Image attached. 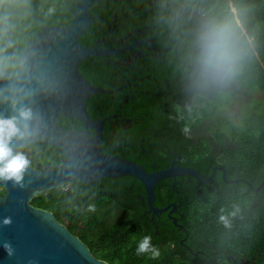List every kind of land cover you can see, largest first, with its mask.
I'll return each mask as SVG.
<instances>
[{"label": "trees", "instance_id": "1", "mask_svg": "<svg viewBox=\"0 0 264 264\" xmlns=\"http://www.w3.org/2000/svg\"><path fill=\"white\" fill-rule=\"evenodd\" d=\"M34 1L26 0L20 6L18 14L12 20L15 29H41L32 15ZM235 5L246 22L248 34L254 37V48L246 58L238 78L222 89L195 88V104H180L172 94L162 96L154 92L156 100L153 96L141 92L136 108L138 114L144 116L142 121L130 129L120 130L121 128L114 129L111 124L115 118L107 120L101 143L104 151L137 160L149 170H153L150 162L139 156L142 145L156 152L164 151L163 140L174 147L173 141L180 137L181 149L185 154L192 156L195 166L209 168L210 173L213 165L221 164L227 169L226 178L243 177L251 182L250 184L241 179L227 183L226 178L221 176V171L210 181L195 180L186 192L184 203L195 204V207L190 209L189 220L193 221L195 244L198 242L200 245L196 248L194 260L189 259L187 263L178 264H233V260H228V255L242 256L253 259L256 264H264V0H235ZM172 7V0H99L93 4L92 12L101 14L106 20H109L114 12L123 17L128 15L127 28L143 26L146 23L153 25L154 22L161 21L160 27L151 26L155 30L153 35L160 45H167L171 39H176L175 42L185 53L180 60L183 65L174 59L167 62L152 59V63L141 68L138 67V61L131 70L133 74L141 77L151 73L150 71L155 72L169 88L171 85L174 87L173 82L177 79L176 91L180 92L179 77H183L184 81L189 77L185 65L188 63L189 33L196 17L174 20L171 15ZM36 14L49 24H67L72 20V14L65 6L64 0H44L43 3H38ZM100 25L99 20L94 21L79 40L91 44ZM21 35V45H25L33 37V34L28 32ZM16 50L22 52L21 49ZM148 59L150 58H142L141 62H149ZM80 69L89 80L95 84L101 83L105 88L114 87L112 78L131 73L120 64L107 63L100 55L88 57L80 65ZM242 87L260 90L262 98L248 109L243 126L237 127L232 121L226 120L231 125L232 142H228L230 138L221 126L213 129L210 135H197L195 131L194 142L189 131L185 129L190 130V125L195 122L196 130L204 120L212 118L220 106L230 102L231 96L236 92L234 88ZM124 91L120 89L114 93L103 92L90 96L88 110L91 116L102 118L122 110L121 105L124 110H129V104L125 102L127 93L122 94ZM223 96L226 97L221 99ZM59 121L71 130H80L85 126L78 118L61 116ZM142 136H145L146 141H141ZM17 150L23 151L38 167H58L66 161V154L62 149L46 142H33ZM133 178L135 177L131 175L105 177L90 184L74 178L60 188L36 195L32 202L53 211L73 233L87 242L99 258L115 262L119 257L120 264H177L172 257H165L164 254L170 255L168 248L158 247L161 244V236L155 234L154 225L130 215L112 223L103 217L104 213L99 207H95V212L89 211L92 203L119 194L123 186ZM165 185L164 189L159 184L156 186L160 200L156 201L158 204L164 202V197L175 196H171L174 192L172 187L166 183ZM0 187L1 196L4 189L2 184ZM137 203L135 214L141 212L140 201L137 200ZM221 216L227 218V226L221 221ZM128 222H131L132 226L126 230L125 225ZM160 231L165 235L167 228L163 226ZM144 236H151L152 244L157 240L158 246L154 247H158L159 257L152 258L151 253L140 256L136 254L137 244ZM171 240L177 242L174 236ZM199 248H203L204 252Z\"/></svg>", "mask_w": 264, "mask_h": 264}, {"label": "water", "instance_id": "2", "mask_svg": "<svg viewBox=\"0 0 264 264\" xmlns=\"http://www.w3.org/2000/svg\"><path fill=\"white\" fill-rule=\"evenodd\" d=\"M94 2L76 0L72 21L67 24H45L34 15L41 29L33 33L22 52L39 55L50 69L54 90L38 96L30 105L41 118L38 133L23 142L14 140L11 146L16 151L33 142L50 143L65 152L66 161L58 167L43 168L35 166L27 156L29 165L19 184L0 180L4 189L0 196V264H116L97 257L87 242L73 233L53 211L32 202L36 195L60 188L74 178L90 184L105 177L131 175L143 183L148 204L154 213H158L170 206L153 205L160 180L187 173L207 182L215 176L217 168L224 170L216 166L205 178L200 171L185 166L172 165L149 171L137 160L102 149L103 128L110 116L93 118L87 101L92 94L112 90L91 82L81 71L80 63L91 55H110L122 49L87 45L79 40L93 21L91 8ZM13 114L10 104L0 101V116ZM61 116L81 119L86 127L67 129L59 121ZM90 128H95V135L89 133ZM5 219H10L11 223L5 224ZM5 243L11 245L12 255L5 250Z\"/></svg>", "mask_w": 264, "mask_h": 264}, {"label": "flooded vegetation", "instance_id": "3", "mask_svg": "<svg viewBox=\"0 0 264 264\" xmlns=\"http://www.w3.org/2000/svg\"><path fill=\"white\" fill-rule=\"evenodd\" d=\"M64 1H65V6L68 8L73 18L72 10L76 6V0H64ZM97 1L99 0H95L93 4L97 3ZM43 2L44 0H35L33 2L32 15L33 17L34 15H36L43 23H45L43 19L36 14L38 3H43ZM93 4H92L91 12L93 9ZM52 13L54 14L53 10ZM92 15H93V21L91 25L96 20L97 21L99 20L101 22V25L98 27L99 32L97 30V36L95 40L91 44H87V45L97 44L98 46L105 48L113 47L117 49H122L110 55H100V56H103L107 61V63L109 64L111 63L120 64L125 69L131 71V73L124 74L123 77L112 78L113 79L112 83L114 87L106 88L112 90L111 92H107V93H114L116 91H119L120 89L125 90L124 92H122V94L127 93L125 97V102L129 104V110H124L123 108L124 106L121 105L122 110L106 115V116H110V118L107 120L115 118V120H112L111 122L114 129H120V128H121L120 130L130 129L134 126H137L142 121L144 116L143 114H138V110L136 108L138 106V97L141 92H144L151 97L153 96L154 92H157L162 96L172 94L175 95V97L177 98V102H179L180 104H187V105L195 104V88L191 86L189 77H187L185 81L183 80V77L182 78L179 77V80L181 81V86H180L181 91L179 90L180 92H178L176 91L177 88L175 86L177 83L176 82L177 79L173 82L174 87L171 85V88H169L166 86L164 80L159 79L155 75V72L150 71L151 73L146 74L144 77H141L136 73L135 74L132 73L133 69L131 67L134 64H136L138 61H139L138 64L139 68H141L146 64L152 63L153 62L152 59H156L158 61H165V62L174 59L180 63L182 55L185 54L183 52L184 50L180 49L178 43L175 42L177 41L176 39H171L167 43V45H160L158 43L156 36L153 35L155 30L152 27L153 25L160 27L161 21H159V19H158L159 22H154L153 25L146 23L143 26H134L131 28H127V21L129 19L128 15L123 17L119 15L118 12H114L109 20H106L99 13L92 12ZM35 21L39 23L41 27L40 22H38L36 19ZM45 24H49V23H45ZM51 25H55V24H51ZM27 32L29 34H33L37 31L34 30L32 31L30 28L24 30H18L15 28L13 29V31L11 32V37L13 40L14 48L16 47V49H21V50L23 49V47L27 43L25 45H21V39H23L21 34H27ZM151 40L155 45L151 42ZM145 57L150 58L148 59L150 61L141 62L142 58ZM86 59H84L80 63V65L84 63ZM180 65L183 64L180 63ZM185 66L188 68V72L190 73L191 65L187 63ZM136 69L134 70L136 71ZM97 85H102V84L99 83ZM154 99L157 100V96L154 97ZM87 108H88V101H87ZM95 119H100V118H95ZM107 120L105 121L104 124L103 136L106 130L105 127ZM190 126H192L191 129L187 131H189L188 132L189 135L192 136L193 141L195 142V122L194 123L192 122ZM85 127L86 125L82 129H84ZM88 131L93 135H95L96 133L95 128H90ZM103 136H102V140H103ZM141 141L142 142L146 141L145 136L141 137ZM162 142L165 145L164 151L158 149L159 152H156L154 150H149L143 145L141 147L139 156H141L142 158H146L150 162L151 167L154 168L153 170H149L142 163L149 171L166 169L172 165L180 166V167L185 166L200 171L203 174V177L205 178L210 174H212L214 167L219 166V167H223L224 170L217 168L215 176L218 175L219 171H221V176L223 178H226L227 169L221 164L213 165V168L210 171V173H208L209 168H201L195 166V161L193 160L192 156L190 157L189 155L185 154L184 151L181 149L182 139L180 137H177L173 141L174 147H171L170 144L166 143L164 140ZM196 179L199 180L193 174L181 173L160 180L157 183V185L159 184L162 187V189L166 187L165 183L168 186H171L174 191L171 196L174 195L175 196L174 198L164 197L162 199L164 202L162 204H158L156 203V201L160 202V200L156 193V198L153 202V205L158 207H165L167 205H170L168 209L158 213H154L151 210V207L148 204L146 189L143 183L136 178H133L131 181H129L127 185H124L123 190H121L119 194L111 195L109 196L108 199L99 201L98 203H92V205H94L95 207H99L100 210L104 213L103 217L107 221H110L112 223L116 222L119 219H125L130 215L138 219H144L146 222H149L150 224L154 225L156 228L155 234L161 236V242H160L161 244L158 246L157 245L158 242H156L157 240H154L152 245L153 246L157 245L159 248H163V247L168 248L170 255L168 256L164 254L165 257L168 258L172 257L177 264L179 262L187 263L189 259L194 258L195 253H197L196 248L197 246L200 245L198 242L195 244V234L192 226L193 221L189 220L190 209L194 208L195 204L184 203V197L186 195V192L193 185V183H195ZM241 179L244 178L234 177V178H226L225 180L227 183H231ZM137 200L140 201L139 207L141 212L135 214L134 213L135 207L138 204ZM173 203H175V205ZM131 226L132 223L128 222L125 225V229L126 230L130 229ZM163 226L164 228H167L168 234L166 233L165 235H162L160 228ZM173 236L176 237L177 242L171 240V237ZM199 250L204 252L203 248H199ZM242 258L247 260L248 263L244 262ZM116 259L119 260V264H120L121 258L117 257ZM228 260L229 261L233 260V264H251L252 262H255L253 259L244 258L242 256H235V255H228Z\"/></svg>", "mask_w": 264, "mask_h": 264}, {"label": "clouds", "instance_id": "4", "mask_svg": "<svg viewBox=\"0 0 264 264\" xmlns=\"http://www.w3.org/2000/svg\"><path fill=\"white\" fill-rule=\"evenodd\" d=\"M26 0H0V101L8 102L13 115L0 116V180L19 184L29 165L23 151H14L15 141H26L39 131L40 116L32 105L36 98L54 90L50 69L36 53H24L13 47V18ZM174 20L196 17L190 29L188 63L191 86L200 89H222L241 74L244 62L254 48V37L248 34L235 0H172ZM11 49V50H10ZM187 131V129H185ZM95 212L94 205L89 206ZM227 226V218L220 217ZM5 224L11 223L5 219ZM12 255L11 245L4 244ZM160 255L152 237L144 236L137 244L138 256Z\"/></svg>", "mask_w": 264, "mask_h": 264}, {"label": "rangeland", "instance_id": "5", "mask_svg": "<svg viewBox=\"0 0 264 264\" xmlns=\"http://www.w3.org/2000/svg\"><path fill=\"white\" fill-rule=\"evenodd\" d=\"M228 89V88H226ZM235 94L231 97L230 102L226 105L220 106L218 112L214 114V116L210 119H206L203 121L201 125L196 127V134H206L210 135L212 130L218 126H221L227 132V137H231V125L229 122L232 121L234 125L243 126V121L245 115L248 114V109L252 108L257 104V101L262 98V93L258 89H246L242 88H234ZM226 96L221 97L225 98ZM223 120V121H222ZM228 142H232L231 138L228 139ZM115 262L119 264V260L116 259Z\"/></svg>", "mask_w": 264, "mask_h": 264}]
</instances>
